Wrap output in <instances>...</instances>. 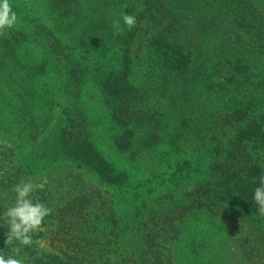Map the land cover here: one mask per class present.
I'll return each instance as SVG.
<instances>
[{
  "label": "trees",
  "instance_id": "obj_1",
  "mask_svg": "<svg viewBox=\"0 0 264 264\" xmlns=\"http://www.w3.org/2000/svg\"><path fill=\"white\" fill-rule=\"evenodd\" d=\"M9 2L18 21L0 34V255L96 264L95 230H120L117 191L134 204L145 243L130 264H180L173 246L188 242L193 219L210 234L211 254L264 264L253 199L264 176V0ZM125 13L136 17L131 31ZM102 129L123 168L97 147ZM148 152L165 168L150 157L140 170ZM59 160L90 179L68 170L35 189L33 201L52 214L32 245L6 244L16 186ZM191 252L187 264H202Z\"/></svg>",
  "mask_w": 264,
  "mask_h": 264
},
{
  "label": "rangeland",
  "instance_id": "obj_2",
  "mask_svg": "<svg viewBox=\"0 0 264 264\" xmlns=\"http://www.w3.org/2000/svg\"><path fill=\"white\" fill-rule=\"evenodd\" d=\"M37 15L39 14L35 12L34 16L37 17ZM93 93L94 91L92 89H87L86 91V98L88 100L89 106H91V114L95 116V118L102 119L104 117V114H99L98 116V113L101 112L98 105H95L96 108H92V100L89 101V95L93 96ZM96 128L100 129L99 126ZM102 131H104V134L103 132H101L100 135L96 137L97 147L104 154L105 157H107L110 161H113L118 164L120 168H123V160L119 158V156L110 149L108 136L104 129H102ZM155 156V153L148 152L147 159L141 164V167L138 168L140 170L148 171L150 166H152V160L150 159V157L155 158V161H157L162 167L165 168V165L158 161V159L160 160L161 157L159 156L157 159ZM68 170H73L74 172L78 171L82 173L86 178L90 179L84 171L80 169H75L74 164H70L69 162L64 160H59L58 162L53 163V165L49 166L48 168L39 170L34 174H29L28 176H25L20 184H22L23 182L31 181L32 183L38 186L37 188H43L44 186L53 182L55 179L63 178ZM13 193L16 192L14 191ZM110 196L114 198L116 202L115 218L118 221V227H120V230L110 232L107 229L99 230V228H97V230H95L93 234L96 243L92 248L91 252L95 258L96 264H130L129 259L137 258L138 255L145 248L142 233L137 231L136 229V220L133 221L131 219V213L134 211V204L130 202V198L125 194V192L121 194V192L110 191ZM4 198H6V193L0 195V199L4 200ZM152 204L153 203L150 202L148 207L151 208ZM142 210H144V208H142ZM126 216L128 219L126 218ZM199 221L193 219L192 221L188 222V225L190 226L191 230L190 232H192H187L186 236H191L188 242L184 243L183 241H179L173 246V249H177V251L182 254V257L179 258V263H193L194 259L191 251L197 250L199 253L202 254V258H198V261L202 264H210V262L217 260H221V264H234L233 261H230V259L224 261L219 256L211 254L209 248L210 244L208 242L210 241V237L207 236L210 234L206 233ZM194 229H196L197 231H193ZM58 246V242H52V247L58 248ZM46 247H50L48 242H45L41 245V248ZM226 249H228L227 244L224 245L222 253L226 254ZM242 259L243 256H241V254H237L235 262H238V264H243L241 262ZM175 264H178V262L176 261Z\"/></svg>",
  "mask_w": 264,
  "mask_h": 264
},
{
  "label": "clouds",
  "instance_id": "obj_3",
  "mask_svg": "<svg viewBox=\"0 0 264 264\" xmlns=\"http://www.w3.org/2000/svg\"><path fill=\"white\" fill-rule=\"evenodd\" d=\"M18 21L16 13L9 0H0V34L6 29L13 28ZM136 17L132 14L123 15V25L131 31L136 27ZM113 28L117 34L124 31L120 21H113ZM38 186L31 181L23 182L15 188V204L5 212L6 227L5 243L12 244L18 242L23 246L33 244V234L41 229L44 219L52 214V209L45 204L31 198L33 191ZM253 199L258 206V212L264 216V176L259 178V186L255 188ZM38 243V241H36ZM19 252V249H16ZM0 264H24L23 258H16L0 255Z\"/></svg>",
  "mask_w": 264,
  "mask_h": 264
}]
</instances>
